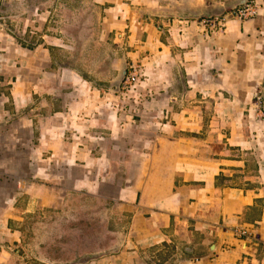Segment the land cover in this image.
I'll return each instance as SVG.
<instances>
[{"label":"crops","instance_id":"obj_1","mask_svg":"<svg viewBox=\"0 0 264 264\" xmlns=\"http://www.w3.org/2000/svg\"><path fill=\"white\" fill-rule=\"evenodd\" d=\"M253 1L256 17L226 12L212 32L198 18L222 0H0V264L59 263L21 256V217L95 184L121 222L113 251L88 264H264V0ZM71 2L100 11L97 31L68 34ZM95 38L113 58L68 67ZM126 67L142 78L117 91Z\"/></svg>","mask_w":264,"mask_h":264},{"label":"rangeland","instance_id":"obj_2","mask_svg":"<svg viewBox=\"0 0 264 264\" xmlns=\"http://www.w3.org/2000/svg\"><path fill=\"white\" fill-rule=\"evenodd\" d=\"M33 1L43 2L50 9L54 7V0ZM229 1L222 0L224 12L229 11L232 6L238 5L242 0H234L231 4L228 3ZM70 6L77 25L69 28L68 34L72 35V32H75L76 35L84 36L90 31L98 30L97 23L102 14L95 9L96 7L73 2ZM65 15L68 16L69 12L66 11ZM59 16L64 17L58 13L54 19H59ZM90 20H93L96 25L87 27ZM79 25L81 26L78 27ZM55 30L57 31V27ZM76 45L75 49L82 51L84 55L82 58L78 56L77 61L83 64L68 63L67 66L70 68L79 67L80 71L85 70L86 67L97 69L101 67V62L106 61L103 59L109 61L113 58L110 47L99 39L78 41ZM85 54L88 56L86 57ZM104 66L109 67V64ZM69 91L67 89L63 93L66 94ZM93 194L94 196L87 195V188L84 185H77L76 190L67 194L61 201L59 209L46 208L43 212L34 210L29 215L22 216L23 221H20L23 237L21 256L25 260L28 257L36 262L59 260L56 261L59 262L57 264L69 260L70 263L63 264H71L84 257L96 258L113 251V244L119 233L117 228L121 221L116 215H112V205L101 199V185L95 184Z\"/></svg>","mask_w":264,"mask_h":264},{"label":"built area","instance_id":"obj_3","mask_svg":"<svg viewBox=\"0 0 264 264\" xmlns=\"http://www.w3.org/2000/svg\"><path fill=\"white\" fill-rule=\"evenodd\" d=\"M233 18L238 19L239 21H246L249 19H252L258 15V7L256 2L253 0L250 1L247 5H244L243 7H240L236 9L233 13ZM202 24L206 25L209 24L211 26L212 32L214 31H221L223 30V26L225 23L224 19H221L219 17H215L212 19H203L201 21ZM142 78V72L139 68L131 67L128 70L127 76L122 84L121 90L123 91H132L136 88L138 83L140 82ZM254 106L260 110L262 113H264V93L263 91L259 90L255 96V102ZM237 234L241 237L247 236L246 231H237Z\"/></svg>","mask_w":264,"mask_h":264},{"label":"water","instance_id":"obj_4","mask_svg":"<svg viewBox=\"0 0 264 264\" xmlns=\"http://www.w3.org/2000/svg\"><path fill=\"white\" fill-rule=\"evenodd\" d=\"M250 1H252V0H242L238 5H234V6H232L231 8H230V10L229 11H227L228 12V14H229V16L227 17L228 19H233V15H232V13L236 10V9H238L239 7H241V6H244V5H247ZM226 14V12H217V13H209V14H207L206 16H203V17H192L193 19H195V18H198V20H200V19H202V18H204V19H211V18H215V17H221V16H224ZM127 73H128V69H127V67H126V69L124 70V72H123V76H122V78H121V80L119 81V83L116 85V87H117V91H120L121 90V87H122V84H123V82H124V80H125V78H126V76H127ZM105 254H103V255H101V256H97L96 258H94V257H84L83 259H81V260H79L78 262H74V263H71V264H88V263H90L91 261H95L96 259H99L100 257H103Z\"/></svg>","mask_w":264,"mask_h":264}]
</instances>
